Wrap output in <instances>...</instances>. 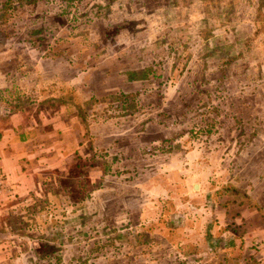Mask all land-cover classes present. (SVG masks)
<instances>
[{
  "label": "rangeland",
  "instance_id": "obj_1",
  "mask_svg": "<svg viewBox=\"0 0 264 264\" xmlns=\"http://www.w3.org/2000/svg\"><path fill=\"white\" fill-rule=\"evenodd\" d=\"M129 71L145 85H123ZM61 100L94 126L85 143L103 124L116 135L91 151L109 172L72 159L51 207L5 216L0 240H35L39 264H206L199 213L157 192L190 152L264 212V0H0V116L51 117Z\"/></svg>",
  "mask_w": 264,
  "mask_h": 264
},
{
  "label": "crops",
  "instance_id": "obj_2",
  "mask_svg": "<svg viewBox=\"0 0 264 264\" xmlns=\"http://www.w3.org/2000/svg\"><path fill=\"white\" fill-rule=\"evenodd\" d=\"M123 75L126 77L123 85L127 88H131V85H145L146 79L135 81L130 72ZM132 91L136 93V90ZM98 98V95L89 94L84 102ZM59 104V110L51 117H29L23 111L8 117L0 116V169L7 178L5 187L0 190V229L5 225V216L15 209L18 210L19 206L32 207L29 210L37 207L41 203L36 198L38 196L48 195V201L42 203L51 207V183L53 186L57 185V171H65L71 165L72 159H79V162L93 159V169L102 176L110 170L108 162L103 158V150L101 149V154H93L91 151L97 143L115 136L114 131L108 128L109 125L103 124L102 128H95L97 130L95 136L93 134L94 138L85 143L86 131L90 134L94 126L86 121L82 105L63 100ZM84 127L85 132L82 130ZM146 157L150 162L147 165L151 166L155 157L141 155L143 159ZM179 157L182 155L173 158L170 165L161 171L166 177L174 174V182L169 180L167 186L160 185L157 192L163 199L172 196L170 191H181L183 200L194 207L195 213H199L191 224L193 226L196 222L199 225L201 223L202 230L198 236L203 245L197 243L199 246H189L205 252L206 264H259L258 254L264 252V212L251 206L253 200L249 193L240 190L236 187L237 184H229L233 183L230 181L219 186V180L211 178L216 174L215 170L204 161L195 162L198 152H190L181 160ZM119 160L121 163L111 160L114 168L118 169L119 165L127 166L124 163L127 158L124 160L120 157ZM206 175L211 177L206 178ZM53 190L56 191V187ZM199 201L203 202L202 207ZM161 214L164 215V210ZM31 216L35 217V214ZM30 239L29 242L21 239L15 242L0 240V264H39L35 261L39 251L34 244L29 245L35 242ZM48 243L51 244L49 241ZM212 254H217L218 258Z\"/></svg>",
  "mask_w": 264,
  "mask_h": 264
},
{
  "label": "trees",
  "instance_id": "obj_3",
  "mask_svg": "<svg viewBox=\"0 0 264 264\" xmlns=\"http://www.w3.org/2000/svg\"><path fill=\"white\" fill-rule=\"evenodd\" d=\"M132 75H133V80H141V79H146V80H148V78H147V76L146 75H143L142 77L143 78H141V76H137L140 72H136V71H129ZM139 93H141V92H138L137 94H132V95H130V96H132L131 98H135ZM140 95V94H139ZM118 100H121L120 98H117ZM181 264H190V262L189 261H184V262H182Z\"/></svg>",
  "mask_w": 264,
  "mask_h": 264
},
{
  "label": "built area",
  "instance_id": "obj_4",
  "mask_svg": "<svg viewBox=\"0 0 264 264\" xmlns=\"http://www.w3.org/2000/svg\"><path fill=\"white\" fill-rule=\"evenodd\" d=\"M6 181H7V178L2 172V170L0 169V190L5 187Z\"/></svg>",
  "mask_w": 264,
  "mask_h": 264
}]
</instances>
